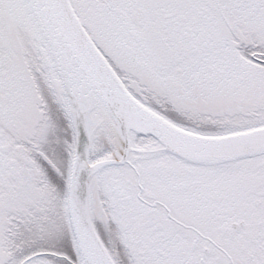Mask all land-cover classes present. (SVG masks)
Returning <instances> with one entry per match:
<instances>
[{
	"label": "snow or ice",
	"instance_id": "6c2138e0",
	"mask_svg": "<svg viewBox=\"0 0 264 264\" xmlns=\"http://www.w3.org/2000/svg\"><path fill=\"white\" fill-rule=\"evenodd\" d=\"M0 264H264V0H0Z\"/></svg>",
	"mask_w": 264,
	"mask_h": 264
}]
</instances>
